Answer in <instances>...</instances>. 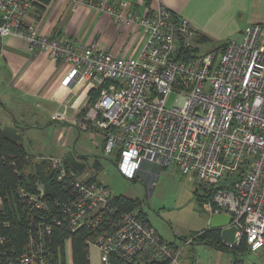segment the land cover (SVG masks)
<instances>
[{"label": "built area", "instance_id": "built-area-1", "mask_svg": "<svg viewBox=\"0 0 264 264\" xmlns=\"http://www.w3.org/2000/svg\"><path fill=\"white\" fill-rule=\"evenodd\" d=\"M145 1L148 8L140 15L128 1L117 9L108 0H89L121 23L145 30L139 55L126 57L100 50L96 43L76 44L40 33L33 13L45 9L47 0H0V54L5 37L23 38L31 53H47L70 66L63 86L101 89L95 100L89 96L83 115L72 124L99 133L106 152L120 154L119 169L128 178L148 167L143 171H149L152 185L155 170L176 168L199 188L211 190L202 208L211 217L228 215L231 221L224 228L237 229L232 242L223 239L226 246L245 241L256 251L264 246L263 27L248 25L241 40L228 41L220 51L186 57L182 53L197 48L200 33L159 0ZM173 92L179 100L168 108ZM46 159L71 193L51 199L42 183L36 192L20 189L32 212L41 211L39 221L23 250L1 255L0 264H55L47 242L55 224L71 233L88 226L90 248L98 249L101 264H111L112 254L132 264H181L183 249L168 244L141 207L120 209L94 169L75 168L62 156ZM4 241L0 236V243ZM66 255L72 264L69 243Z\"/></svg>", "mask_w": 264, "mask_h": 264}, {"label": "crops", "instance_id": "crops-1", "mask_svg": "<svg viewBox=\"0 0 264 264\" xmlns=\"http://www.w3.org/2000/svg\"><path fill=\"white\" fill-rule=\"evenodd\" d=\"M108 1L114 3L117 9L122 8V1H128L131 9L140 15L148 8L145 0ZM159 2L187 18L200 34L212 42L241 40L243 30L248 25L259 24L263 27L259 44L264 50V0ZM33 21L37 30L44 35L59 36L76 44L96 43L100 50L117 56H138L145 40L143 27L137 24L127 26L115 15L91 5L89 0L74 3L70 0H48L45 9L33 13ZM3 43L4 50L0 54V80L3 81V85L0 83V131H15L23 135L25 127L20 123L36 119L40 124L55 121L73 125L72 120L83 115L84 105L93 89L86 85L63 86L62 80L70 66L47 53H31L27 40L7 36ZM86 133L93 140L99 136L96 132ZM48 156L52 155L35 157ZM71 159L77 162L74 157Z\"/></svg>", "mask_w": 264, "mask_h": 264}, {"label": "rangeland", "instance_id": "rangeland-1", "mask_svg": "<svg viewBox=\"0 0 264 264\" xmlns=\"http://www.w3.org/2000/svg\"><path fill=\"white\" fill-rule=\"evenodd\" d=\"M208 44L199 41L197 52L204 55L219 42L210 41ZM0 83L3 85L2 80ZM178 100L179 93H171L167 97V107L172 108ZM37 122L36 119L20 123L25 127L22 143L30 154L74 157L80 164L94 169V173H98L97 178L110 188L113 195L138 200L146 218L164 240L168 244L173 242L183 247L181 264L192 263L188 255L194 256L196 264H238L234 252L221 251L203 243L185 244V238L208 229L211 219L210 214L202 208L203 201L198 196L199 186L190 176L182 174L176 168L160 172L155 170L152 185H149V171H143L148 168L146 167L141 171L140 177L128 178L119 169L117 153H107L101 138L93 140L89 133L80 132L77 127L67 123ZM97 165L100 167L97 168ZM99 254L97 248H89L90 263L101 264ZM68 258L70 259L66 255V264ZM238 258L241 260L240 264H264V246L256 251L240 252Z\"/></svg>", "mask_w": 264, "mask_h": 264}, {"label": "trees", "instance_id": "trees-1", "mask_svg": "<svg viewBox=\"0 0 264 264\" xmlns=\"http://www.w3.org/2000/svg\"><path fill=\"white\" fill-rule=\"evenodd\" d=\"M198 41L208 44L210 40L208 41L206 37L200 34L198 36ZM226 43H219L213 50L220 51ZM197 50V48L189 49L184 51L182 55L189 57L192 56L193 52H197ZM208 52L209 51L206 53ZM100 93L101 89L92 90L91 98H96ZM117 155L118 164L120 154L117 153ZM36 158L37 157L32 156L26 150L22 143V135L17 134L15 131H0V198L3 200L2 209L0 210V221L3 222V225L0 226V236L5 237L3 244L0 243V257L1 255L7 257V255L14 254L15 252H21L30 233L32 234V226H36V223L39 221L41 211L32 212L31 204L23 197H20L18 192L20 189L36 192L38 189L37 183H42L46 195L50 196L51 199L67 198L68 194L71 193L70 188L66 187L63 182L58 180L56 172L51 169L48 160L45 157H40L39 160L36 161ZM64 158L69 165L75 168L83 169L87 167L84 164L75 162L71 157ZM96 167L99 168L100 166L97 165ZM140 175L141 173H139V177ZM198 191L200 200L205 201L211 198V190L199 188ZM115 198V204L118 205L120 209L130 210L141 207L140 202L136 199H131L123 195L115 196ZM55 213L58 214V210H55ZM142 213L144 216L146 215L144 211H142ZM50 220L51 219H49V221ZM91 237L92 231L88 226H83L76 232L71 233L64 226L55 224L52 233L47 238V242L53 250L55 264H66L67 243H69L71 247L72 264H91L88 258L90 248L89 240ZM189 240L191 241L188 242ZM184 241L185 244L190 243L196 245L198 243H203L221 251L234 252L238 264L241 262V260H238L239 253L251 250L245 241L240 245H234L231 248L227 247L222 238L221 231L210 227L200 232H195L191 237L185 238ZM170 245L179 248L176 243L172 242ZM193 248L192 246L191 249ZM188 258H191V264L197 263L194 256L188 255ZM111 264L132 263L123 260L116 254H112ZM147 264H168V262L153 260Z\"/></svg>", "mask_w": 264, "mask_h": 264}, {"label": "water", "instance_id": "water-1", "mask_svg": "<svg viewBox=\"0 0 264 264\" xmlns=\"http://www.w3.org/2000/svg\"><path fill=\"white\" fill-rule=\"evenodd\" d=\"M231 219L228 215L217 214L211 217L209 221L210 228L220 229L222 238L228 242H232L235 239L237 229L235 227L224 228V226L230 223Z\"/></svg>", "mask_w": 264, "mask_h": 264}]
</instances>
